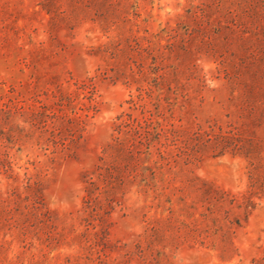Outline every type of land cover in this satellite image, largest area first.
<instances>
[{"label": "rangeland", "instance_id": "1", "mask_svg": "<svg viewBox=\"0 0 264 264\" xmlns=\"http://www.w3.org/2000/svg\"><path fill=\"white\" fill-rule=\"evenodd\" d=\"M0 264H264V0H0Z\"/></svg>", "mask_w": 264, "mask_h": 264}, {"label": "trees", "instance_id": "2", "mask_svg": "<svg viewBox=\"0 0 264 264\" xmlns=\"http://www.w3.org/2000/svg\"><path fill=\"white\" fill-rule=\"evenodd\" d=\"M116 128H118V124L116 125ZM118 141V137H116L114 139V142L116 143ZM114 145H111V147H113ZM102 166H99V170L101 169ZM87 192L89 193L88 189H87Z\"/></svg>", "mask_w": 264, "mask_h": 264}]
</instances>
